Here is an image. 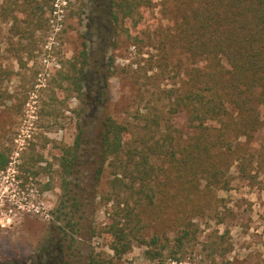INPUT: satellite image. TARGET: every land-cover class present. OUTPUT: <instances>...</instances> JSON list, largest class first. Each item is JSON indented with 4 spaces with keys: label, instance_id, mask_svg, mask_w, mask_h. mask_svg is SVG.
Wrapping results in <instances>:
<instances>
[{
    "label": "rangeland",
    "instance_id": "1",
    "mask_svg": "<svg viewBox=\"0 0 264 264\" xmlns=\"http://www.w3.org/2000/svg\"><path fill=\"white\" fill-rule=\"evenodd\" d=\"M36 2L0 0V148L11 160L0 169V262L88 264L100 254L114 264H264V128L250 144L255 158L248 178L233 166L227 187L201 185L194 210L184 191L165 192L172 205L150 210L145 236L158 234L160 244L177 252L150 259L145 251L155 246L132 239L122 257L115 255L108 232L116 208L107 199L112 168L107 162L99 172L103 121L142 126L137 116L164 107L163 90L180 85L176 68L167 75L152 69L161 53L153 45L157 33L171 20L162 0H152L135 44L113 17L111 0ZM176 122L191 129L185 114ZM81 128L87 144L69 177L76 199L57 211L59 157Z\"/></svg>",
    "mask_w": 264,
    "mask_h": 264
},
{
    "label": "trees",
    "instance_id": "2",
    "mask_svg": "<svg viewBox=\"0 0 264 264\" xmlns=\"http://www.w3.org/2000/svg\"><path fill=\"white\" fill-rule=\"evenodd\" d=\"M152 4L111 0L113 17L135 44L144 33V10ZM162 6L171 24L157 33L153 45L161 53L152 69L167 75L176 68L180 85L163 90L168 100L164 107L150 106L137 116L142 126L106 117L98 145L99 172L107 162L112 168L107 199L115 201L116 208L108 232L117 257L131 248L132 239L155 246L145 251L150 259L163 257L166 250L177 252L167 242L160 244V235L149 240L145 236L150 210L172 205L162 194L175 196L180 191L191 203L189 211L194 210L201 200V185L227 187L233 166L248 178L255 158L250 144L264 128V0H162ZM146 34L152 39L155 29ZM83 55L86 61L85 51ZM183 114L191 129L177 124ZM83 133L81 128L74 144L62 148L63 196L57 211H63L68 199H76L69 194L73 183L69 177L77 172L82 144H87ZM10 162L9 153L0 148V169H7ZM187 232L188 228L177 236V247ZM53 260L49 255L48 261ZM88 264L114 263L97 254Z\"/></svg>",
    "mask_w": 264,
    "mask_h": 264
}]
</instances>
